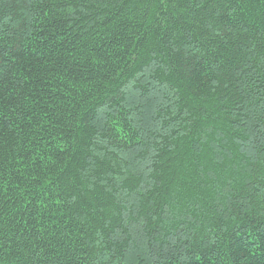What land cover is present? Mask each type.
Returning <instances> with one entry per match:
<instances>
[{
    "label": "trees",
    "instance_id": "16d2710c",
    "mask_svg": "<svg viewBox=\"0 0 264 264\" xmlns=\"http://www.w3.org/2000/svg\"><path fill=\"white\" fill-rule=\"evenodd\" d=\"M0 264H264V0H0Z\"/></svg>",
    "mask_w": 264,
    "mask_h": 264
}]
</instances>
